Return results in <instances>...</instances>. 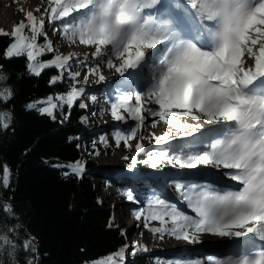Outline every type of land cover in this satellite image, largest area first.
I'll use <instances>...</instances> for the list:
<instances>
[{"label": "snow or ice", "instance_id": "snow-or-ice-1", "mask_svg": "<svg viewBox=\"0 0 264 264\" xmlns=\"http://www.w3.org/2000/svg\"><path fill=\"white\" fill-rule=\"evenodd\" d=\"M46 24L67 44L89 46L84 62L96 58L94 66L89 63L88 74H95L99 81L106 79L101 62L122 77L128 74L132 78L109 101L112 118L128 125L116 128L117 147L123 142L130 151L134 148V153H140L145 147L143 129L151 116L153 127L163 121L175 130V135L152 133L150 138L156 142L167 146L178 136L194 140L187 146L150 154L146 162L152 168L162 164L212 166L225 170V175L239 183L236 190H229L177 181L174 190L194 215L153 194L147 200V210L135 211L136 219H143L152 233L167 232L193 243L201 233L231 238L235 248L209 257L208 264H264V0H47L46 5L27 11L11 33L0 30V35L11 37L3 57L24 58L26 73L31 76L57 69L49 78L53 86L63 81L67 72L70 83L66 91L26 105L53 119L59 109L67 119L74 105L88 107L86 90L78 86L81 80L86 83L88 76L72 71L77 54L57 52ZM48 53L52 58L43 59ZM8 79L0 65V81ZM13 98L12 87H0V101ZM90 99L96 101L97 97ZM11 116L9 111H0V125L9 127ZM130 120L133 123L129 125ZM205 123L215 126L208 129L215 132L214 137L203 136ZM195 133H201V139L196 140ZM100 140L107 143V136ZM124 159L136 164L135 154ZM56 167L69 169L66 176L82 178L85 172L81 160ZM10 182L11 168L4 163L0 165V185L8 188ZM123 194L129 201L136 200L132 191ZM0 210L9 215L15 212L7 200L0 203ZM149 221H159V225L150 226ZM18 248L30 254L24 264H38L33 237L19 242L8 233L0 235V249H11L13 264ZM138 250L146 251L147 246L137 243L132 255ZM127 251L128 246H123L92 264H124Z\"/></svg>", "mask_w": 264, "mask_h": 264}, {"label": "trees", "instance_id": "trees-1", "mask_svg": "<svg viewBox=\"0 0 264 264\" xmlns=\"http://www.w3.org/2000/svg\"><path fill=\"white\" fill-rule=\"evenodd\" d=\"M10 40V36L0 35V65L9 77L0 81V87L14 89L13 99L0 101V111L12 113L9 127L0 125V165L7 163L11 168L10 187L0 185V203L9 201L15 212L9 215L0 210V235L8 233L19 242L31 235L40 264H92L123 246H128L129 264H148L144 251L132 255L135 244L126 230L113 222L114 210L98 190L104 181L92 173L97 169L94 160L88 162L89 171L82 178L66 176L69 169L56 167L82 161V146L91 132L81 119L85 109L74 105L70 118L61 123L26 107L32 100L66 91L70 81L53 86L49 78L58 73L57 69L36 77L26 73L24 58L5 59L3 51ZM51 58V53L43 56L45 60ZM149 155H140L137 160L145 173L152 170L146 162ZM124 161L128 166L132 163ZM14 226L19 227L12 231ZM10 251L0 249V264H13ZM30 258L26 250L18 248L15 264Z\"/></svg>", "mask_w": 264, "mask_h": 264}, {"label": "bare ground", "instance_id": "bare-ground-1", "mask_svg": "<svg viewBox=\"0 0 264 264\" xmlns=\"http://www.w3.org/2000/svg\"><path fill=\"white\" fill-rule=\"evenodd\" d=\"M47 0H0V28H6L7 27V22L9 21H14V20H22L23 17L25 16L26 12L29 10L35 11L36 8L46 5ZM23 9L21 11L20 9ZM47 32L51 30V26L46 27ZM56 40V39H55ZM73 48H76L75 46L81 47L83 45L80 44H71ZM58 46L60 44L58 43ZM91 49L89 46H87L86 51L84 53L90 52ZM58 52V51H57ZM79 52V51H78ZM75 52L74 50L72 53H78ZM69 53V52H67ZM80 53V52H79ZM66 54V53H64ZM119 63V62H117ZM94 66V64H92ZM87 66H83V70L86 71ZM101 68L103 71L104 76L106 79L104 81H99L96 77V75L92 74H85L88 76V87H91L90 89L86 90H95L99 84H102V90L104 92H107V89L110 88V86H114L118 84L119 82L126 83V81L129 79H132L131 77L128 76V74H125V76H121L119 73H116L114 69H109L106 68L104 65L101 63ZM108 80V81H107ZM108 83V84H107ZM106 86V87H105ZM91 97V96H89ZM99 105V104H97ZM153 107V106H151ZM99 119L101 121L106 122V126L102 131L99 132V134H95V137L97 141L100 142L101 145V150L100 152H104V150L107 151L108 157L106 156L103 158L105 159L106 162L108 163L104 168H108L110 170H116L117 169V164L121 160V153L123 151V148H126L124 143L122 142L119 147L116 146L115 144V139H114V132L116 130V125H119L118 121H115L111 114L106 112L105 110L102 111L101 114H99ZM154 118L149 116L146 120L145 127L143 129V134L145 139L148 141H154V144H158L154 138H150L152 133H155L156 135H161L164 132L162 126L164 124L163 121H160L158 124H156L155 127L152 126V120ZM187 122H192L190 118H183ZM99 120V121H100ZM162 124V125H161ZM214 125H209L205 123L204 129L201 130L203 133L204 137H209L215 136V132L213 131H208L210 128H214ZM121 128V127H119ZM101 136H107V143L101 142L100 137ZM196 140L201 139V133H195L193 134ZM139 139V133L137 140L131 141L133 145H135L138 142ZM91 140V139H90ZM190 141H193V137L190 139H187ZM90 142V141H89ZM184 143V140H181L180 142H177L178 144ZM161 144V143H160ZM165 145V144H161ZM169 148L171 149L173 145H169ZM110 148H115L117 152H114L113 154L111 153ZM163 166V171L160 173V180L156 182V185L154 186V189L158 191L159 195L162 196V198H166L170 200V202L177 204L178 208L183 210L189 215H194V212L191 208H189L186 204V206H183L179 201L178 197L180 196L175 190L173 189V185L175 182L179 181L184 183L186 179H190L191 183H195L198 185H210L212 184L213 186L217 188H223V189H229V190H236L239 187V183L235 180H232L229 178L231 181H226L224 180L227 175L224 174L225 170L223 169H217L212 166H198L197 168H186V167H180L179 166H174L171 164H162ZM183 169H188L190 172H183ZM110 173V171H109ZM228 178V177H227ZM171 189H173L174 192H172ZM141 191V194L139 193L136 194V205L137 208H131L130 204H132L128 200H123L122 194L119 193H114L111 194L113 199H115V208L117 209L118 213V220L122 221L121 217H125L126 221H122L124 224L127 222L131 223V229H134V226H136V230L142 231V230H148V227L144 226V221L143 219L137 220L135 217V211L139 210L140 208H144L147 210V200L153 195L152 193L149 192H144L142 189H139ZM143 193V195H142ZM109 193H106L107 199H112ZM150 226H158L159 221H149ZM161 235L163 238H161ZM199 235V240L195 242L194 245H186L182 241L175 239L172 235L169 233L165 232L163 234L157 233L156 235H152L154 237L152 244L149 246L147 244L148 241V235L145 233L143 234L142 238L146 240L145 245L147 246V251L149 254L148 256V264H161L160 262L162 259H159L156 257V254H154L153 251L155 252H160V250H163V247L167 248V250L164 252L166 255L163 258L164 264H171L172 260H174V263L176 261H181L185 262L182 258V254L184 255H190L192 261H199L200 264H208V262H204V260L199 256V254H203L206 256L207 261L209 260V257H217L223 254L230 253L231 250L235 248V244L231 238L227 237H218L212 234H206V233H201ZM243 239V238H239ZM169 254V255H168ZM167 256H172L171 259L170 257ZM167 257V258H166ZM155 259V260H154Z\"/></svg>", "mask_w": 264, "mask_h": 264}, {"label": "rangeland", "instance_id": "rangeland-1", "mask_svg": "<svg viewBox=\"0 0 264 264\" xmlns=\"http://www.w3.org/2000/svg\"><path fill=\"white\" fill-rule=\"evenodd\" d=\"M46 3H47V1H46ZM37 9V8H36ZM35 9V10H36ZM25 19V16L23 17V19L22 20H24ZM19 21H21V20H19ZM19 21H17V20H14V21H9V22H7L8 24H7V27L6 28H0V30H3L4 32H7V33H11L12 31H13V29H14V27H15V25L19 22ZM50 24H46V27H48ZM47 31V30H46ZM48 33V38H50V39H52L53 40V42H54V45H55V48H56V51H58V52H60V53H66L67 54V52H72L73 50L75 51V52H78V53H76L77 55L76 56H74V59H73V62H72V68L74 69V70H72V71H78V72H80L81 73V76L83 77V76H85V74H87L88 73V68H89V66H87V68H86V71H84L83 70V66H81V64L83 63V65H87V64H89V63H92V64H94V62H95V59L96 58H92L91 59V62H84V55L82 54L84 51H86V48H87V46L86 45H83V46H81V47H78V46H75L76 48H73V46L74 45H70V44H67L65 41H63V39H62V37L61 36H59V35H57V32H56V30L53 28V29H51L50 31H48L47 32ZM43 39V38H42ZM56 39V40H55ZM58 43L60 44V46H58ZM87 53V52H86ZM117 62H119V61H117ZM102 63V65H104L106 68H108L107 67V65H106V63H104V62H101ZM93 66V65H92ZM83 73H85V74H83ZM93 76L95 75V74H92ZM67 76H68V74H67V72H65V79L64 80H67L68 78H67ZM63 80V81H64ZM108 81V80H107ZM62 82V81H61ZM89 83H88V80H87V82L85 83V82H83V80H81V83L78 85V86H85V85H88ZM102 84H99L98 86H97V88H96V90H94V91H96V92H100V93H102V92H104V90H102ZM106 87V86H105ZM103 103L104 102H106V100H104V101H102ZM156 106V105H155ZM103 109H105V110H107L108 108L106 107V105H104V107H103ZM101 112V111H100ZM91 117L93 118V120H90L91 119ZM56 120H58V121H61V120H64V122H65V116H61V114H60V110L59 109H57V117H56ZM100 119H99V113H97V112H93L92 113V115H90L89 116V119L88 120H86V123L87 124H89V123H95V124H97V127H96V131L94 132V134H99V131H101V129H103V125H104V121H99ZM133 122L130 120L129 122H128V124L130 125V124H132ZM116 126V128H119V127H121V128H126L128 125H126V124H123L122 122H119V125L118 124H115ZM162 125V124H161ZM162 129H163V131H167V132H171L173 135H175V130L171 127V126H169V125H166L165 123L163 124V126H162ZM98 132V133H97ZM94 134H92V135H94ZM91 139V144L92 145H94L95 144V148H94V150L96 151L95 153H93V155H92V157L91 156H89V155H87V154H84L83 155V161L85 162V164H87V161H89V160H91V159H93L94 160V162L97 164V170H95L96 171V173L97 174H99V175H101V176H103L104 178H105V180H106V183H104V185L103 186H100V187H98V190L100 191V193H101V195L102 196H104L105 198H106V200H107V202L108 203H110L111 204V206H112V208L114 209V205H115V199H113V197L111 196V194H114V193H121L122 194V197H123V200H128L127 199V197L123 194L126 190H122L123 188H120V189H113L112 188V183L109 181V180H111V179H123V180H127V181H131V179H130V168H129V166H127L126 164H124V162H123V160H124V157L125 156H127L128 155V153L129 152H131L127 147L126 148H123V151H122V153H121V160L118 162V164H117V169L116 170H110V169H108V168H104L108 163L106 162V160L104 159L103 160V158L102 157H100V155H99V153H100V150H101V145H100V142L99 141H97V139H96V137H95V135L94 136H90L89 138H88V140H90ZM144 143L146 144V143H149L152 147L151 148H153L154 150H159V151H166L163 147H161L160 146V143H158V144H154L155 142L154 141H148V140H144ZM153 143V144H152ZM156 147V148H155ZM111 149V153L113 154L114 152H117V150H115V148H110ZM133 150H134V148H133ZM104 152H105V156H106V158L108 157V155H107V151L106 150H104ZM98 153V154H97ZM178 167V166H177ZM180 168V167H179ZM87 169H89V168H87ZM109 171H110V173H109ZM160 171H163V167H161L160 168ZM184 172H187L188 171V169H184L183 170ZM106 193H109L110 194V196L112 197V199H107V197H106ZM140 195V194H139ZM129 201V200H128ZM130 207L131 208H136V209H138L137 208V206L134 204V202L132 203V204H130ZM115 211H114V223L115 224H117L118 226H120L121 228H125L126 229V231H127V236H128V238H129V240L131 241V242H133L135 245L138 243L140 246H145V243H142V242H146V240L145 239H143L142 238V236H143V234H147L148 235V230H142V231H138V230H136V226H134V229H131V226H130V224L132 223H129V222H127L126 224H124L122 221H126V219H125V217H121L122 218V221H119L117 218H118V211H117V209H114ZM176 239V238H175ZM183 242V241H182ZM184 244H187V245H191L190 243L188 244V243H186V242H183ZM147 244H149V246L152 244V238H149V236H148V241H147ZM167 250V248H165V247H163V250H160V252H155V251H153L154 252V254H156V257L157 258H159V259H163L164 257H165V255L166 254H164V252ZM168 251V250H167ZM184 257H185V255H183L182 256V258L184 259ZM155 260V259H154ZM161 264H164L163 262H160ZM172 264V263H171Z\"/></svg>", "mask_w": 264, "mask_h": 264}, {"label": "water", "instance_id": "water-1", "mask_svg": "<svg viewBox=\"0 0 264 264\" xmlns=\"http://www.w3.org/2000/svg\"><path fill=\"white\" fill-rule=\"evenodd\" d=\"M38 264H40V258H39V260H38Z\"/></svg>", "mask_w": 264, "mask_h": 264}]
</instances>
